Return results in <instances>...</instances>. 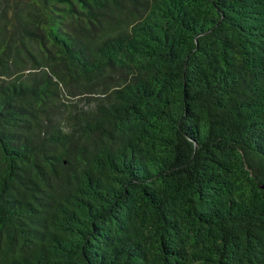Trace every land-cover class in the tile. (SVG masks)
<instances>
[{"label": "trees", "instance_id": "16d2710c", "mask_svg": "<svg viewBox=\"0 0 264 264\" xmlns=\"http://www.w3.org/2000/svg\"><path fill=\"white\" fill-rule=\"evenodd\" d=\"M0 264H264V0H0Z\"/></svg>", "mask_w": 264, "mask_h": 264}, {"label": "rangeland", "instance_id": "374dc122", "mask_svg": "<svg viewBox=\"0 0 264 264\" xmlns=\"http://www.w3.org/2000/svg\"><path fill=\"white\" fill-rule=\"evenodd\" d=\"M62 91L64 93V97L67 98L69 101L74 102V101L79 100L80 95L77 92H75V89H68V88L63 86Z\"/></svg>", "mask_w": 264, "mask_h": 264}]
</instances>
